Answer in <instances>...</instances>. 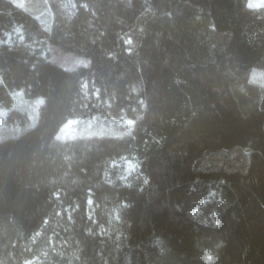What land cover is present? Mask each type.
<instances>
[{"label": "trees", "instance_id": "obj_1", "mask_svg": "<svg viewBox=\"0 0 264 264\" xmlns=\"http://www.w3.org/2000/svg\"><path fill=\"white\" fill-rule=\"evenodd\" d=\"M251 2L0 0V264H264Z\"/></svg>", "mask_w": 264, "mask_h": 264}, {"label": "rangeland", "instance_id": "obj_2", "mask_svg": "<svg viewBox=\"0 0 264 264\" xmlns=\"http://www.w3.org/2000/svg\"><path fill=\"white\" fill-rule=\"evenodd\" d=\"M264 0H252V4L258 5L263 3ZM14 104L15 106L22 107L26 106L29 115L34 122L37 119L38 107L41 101H43L42 96H28L24 91L14 92ZM97 117L94 115L81 117V118H72L69 119L57 132V136L61 139L66 138V136H74L79 133L80 128L84 125H90L92 122L96 121ZM131 119L127 117H122L120 122L122 123H131ZM16 133L15 127L6 126V123H0V138L7 137Z\"/></svg>", "mask_w": 264, "mask_h": 264}]
</instances>
